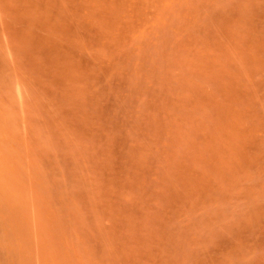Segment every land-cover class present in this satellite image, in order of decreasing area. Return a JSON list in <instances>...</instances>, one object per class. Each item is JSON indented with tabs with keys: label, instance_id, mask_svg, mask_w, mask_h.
<instances>
[{
	"label": "rangeland",
	"instance_id": "374dc122",
	"mask_svg": "<svg viewBox=\"0 0 264 264\" xmlns=\"http://www.w3.org/2000/svg\"><path fill=\"white\" fill-rule=\"evenodd\" d=\"M0 264H264V0H0Z\"/></svg>",
	"mask_w": 264,
	"mask_h": 264
}]
</instances>
